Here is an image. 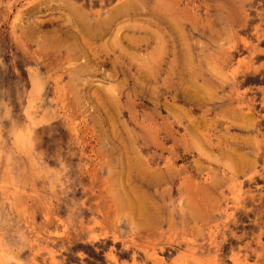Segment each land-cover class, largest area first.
Masks as SVG:
<instances>
[{
	"label": "rangeland",
	"instance_id": "1",
	"mask_svg": "<svg viewBox=\"0 0 264 264\" xmlns=\"http://www.w3.org/2000/svg\"><path fill=\"white\" fill-rule=\"evenodd\" d=\"M0 264H264V0H0Z\"/></svg>",
	"mask_w": 264,
	"mask_h": 264
},
{
	"label": "bare ground",
	"instance_id": "2",
	"mask_svg": "<svg viewBox=\"0 0 264 264\" xmlns=\"http://www.w3.org/2000/svg\"><path fill=\"white\" fill-rule=\"evenodd\" d=\"M232 45H233V44H232ZM158 49H159V47H158ZM160 53H161V52H160ZM159 63H160V62H159ZM20 132H21V131H20ZM20 132H18V133H20ZM19 139H20V138H19ZM1 154H2V153H1ZM2 159H3V158H2ZM2 159H1V160H2ZM3 160H4V159H3ZM8 171H9V170H8Z\"/></svg>",
	"mask_w": 264,
	"mask_h": 264
}]
</instances>
